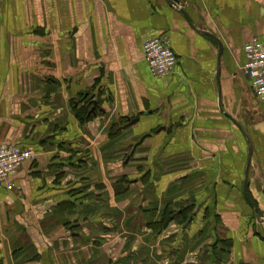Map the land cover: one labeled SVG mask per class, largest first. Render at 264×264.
Masks as SVG:
<instances>
[{
    "label": "crops",
    "instance_id": "crops-1",
    "mask_svg": "<svg viewBox=\"0 0 264 264\" xmlns=\"http://www.w3.org/2000/svg\"><path fill=\"white\" fill-rule=\"evenodd\" d=\"M178 1L0 0V144L34 153L0 184V264H62L63 243L124 228L149 232L140 259L107 264H264V105L243 68L264 0ZM162 36L177 64L157 76L144 43Z\"/></svg>",
    "mask_w": 264,
    "mask_h": 264
},
{
    "label": "built area",
    "instance_id": "built-area-1",
    "mask_svg": "<svg viewBox=\"0 0 264 264\" xmlns=\"http://www.w3.org/2000/svg\"><path fill=\"white\" fill-rule=\"evenodd\" d=\"M146 60L157 76H166L175 70L177 54L168 36L148 39L144 43ZM246 62L243 66L253 80V87L260 102L264 105V39H254L245 46ZM34 157L33 151L20 147L0 144V184L5 183L9 190L15 188L10 176Z\"/></svg>",
    "mask_w": 264,
    "mask_h": 264
},
{
    "label": "rangeland",
    "instance_id": "rangeland-1",
    "mask_svg": "<svg viewBox=\"0 0 264 264\" xmlns=\"http://www.w3.org/2000/svg\"><path fill=\"white\" fill-rule=\"evenodd\" d=\"M81 217L82 216L80 215L79 218H81ZM116 218L117 217H115L113 219H116ZM63 225H65V224L63 223ZM63 225H62V227H63ZM99 230H101V228H99V229L96 228L94 230V232L92 230H89L88 233H89V235H91V236L94 235L95 237L102 240V237H101L102 231H99ZM124 230L125 231H122L120 229L119 230L116 229L114 231H111L108 235L109 239L107 241V245L105 247H101V248H97V249L95 248L93 253H92L93 249H91L90 246L87 247L86 244H84L81 239L76 240V242L80 241L83 246L76 245V247H74V248H73V246L66 247L65 244L63 243L62 245H60L62 247L61 248L59 247L57 252L60 250L61 252L64 253L63 255H65V254H67L68 256L70 255L73 257V259L69 256L72 259L70 262L69 257L63 258V259H61L62 264H72V263L74 264V262H75V264H86V259L87 260L90 259L91 256H95L94 257L95 264H98V263L107 264L108 260H111V262H113V263H116V262L120 263L119 260L122 257V254L123 253H129V252H132L133 254L135 252H138V256H137L138 258H134L132 260V262L133 261H139L140 254H141L140 247L142 245V242L145 239V235L143 236V234L149 233V232L147 230L146 231L145 230L140 231V230H137L135 228H134V230H128V228H124ZM63 231H66L64 229V227H63ZM86 231L87 230L83 231L82 228L78 229L80 236H82V235L85 236ZM164 234L168 235V233H164ZM101 245H99V246H101ZM82 247H84V248H82ZM54 248H58V246H56V247L54 246ZM103 251H104V254L106 255L105 257L102 253ZM144 254H145V252H144ZM147 255L150 256V255H152V253L148 252L146 254V256ZM99 257H100V259H99ZM136 264H139V262H136Z\"/></svg>",
    "mask_w": 264,
    "mask_h": 264
},
{
    "label": "water",
    "instance_id": "water-1",
    "mask_svg": "<svg viewBox=\"0 0 264 264\" xmlns=\"http://www.w3.org/2000/svg\"><path fill=\"white\" fill-rule=\"evenodd\" d=\"M172 4H175V5H178V0H169ZM222 47L220 46V49H221ZM94 104H95V106L92 108V113H94L95 112V109H96V107L98 106V103L95 101L94 102ZM148 189V187H146V190Z\"/></svg>",
    "mask_w": 264,
    "mask_h": 264
},
{
    "label": "trees",
    "instance_id": "trees-1",
    "mask_svg": "<svg viewBox=\"0 0 264 264\" xmlns=\"http://www.w3.org/2000/svg\"><path fill=\"white\" fill-rule=\"evenodd\" d=\"M172 215H168L166 216V218L164 219V222L160 224V226L162 228H165L168 225V222L172 219Z\"/></svg>",
    "mask_w": 264,
    "mask_h": 264
}]
</instances>
